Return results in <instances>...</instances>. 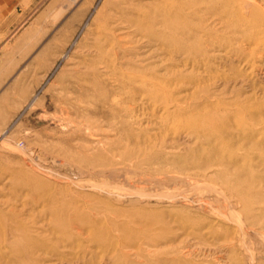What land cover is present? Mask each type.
<instances>
[{
  "label": "rangeland",
  "instance_id": "obj_1",
  "mask_svg": "<svg viewBox=\"0 0 264 264\" xmlns=\"http://www.w3.org/2000/svg\"><path fill=\"white\" fill-rule=\"evenodd\" d=\"M36 1L4 49L28 91L12 93L21 102L0 133V264H264V188L243 202L226 178L179 162L200 146L194 118L217 103L264 108V0H234L229 14L246 17L234 28L217 3L153 0L181 17L148 38L123 28L128 0ZM101 44L115 46L116 74ZM182 46L204 62L184 65ZM175 77L167 117L141 79ZM228 126L215 134L232 137ZM75 214L92 235L53 230ZM31 245L39 258L22 260L16 249Z\"/></svg>",
  "mask_w": 264,
  "mask_h": 264
},
{
  "label": "bare ground",
  "instance_id": "obj_2",
  "mask_svg": "<svg viewBox=\"0 0 264 264\" xmlns=\"http://www.w3.org/2000/svg\"><path fill=\"white\" fill-rule=\"evenodd\" d=\"M128 1L131 2V5L129 6V8L125 7L124 8L125 10H123V13L125 15L124 19L126 21L123 28L128 29L129 33L133 31L136 34L141 35V37L148 38L151 36V34H153V32L154 34L162 33L161 31H157L156 29H154L153 26L158 23H161V21L162 23L163 22L166 23L169 18L172 19V21H174L175 23L181 17L180 11H178L177 9L173 10V8L170 10L164 9L162 5L158 4L157 1H153V0H128ZM162 1L164 0H161V2ZM202 1L207 4L217 3L221 5V9H219L218 13L217 12L216 13L220 15V19L221 18L225 19V21L228 23V27L230 28L232 27L234 28L235 25L239 23V21L245 22L246 20V17L242 16L241 13H237L238 16L236 18L233 14H229L230 11L236 9V7L237 9L240 8V6L235 5L234 0H202ZM180 4H184V3H180ZM186 32H188L187 29H185L184 33ZM113 40H115V38ZM114 50H115L114 45L112 47H108L101 44L97 46L96 51H98L99 57H101L100 62L103 63L104 67L106 68V71H111L112 73L116 74L117 72L116 58L113 60L111 56L113 55V53L116 52V51L113 52ZM125 51L126 49L124 48V52ZM177 52H182L184 54L183 56L184 65L191 63L192 66H196V64L204 62L203 59L206 57L200 54L197 55V52H194L190 49H185L183 46L178 48ZM124 55H126V53H124ZM141 80L142 82L148 85L149 90H151L152 92L156 91L157 93H159L162 102L161 107L163 113L166 114L167 117L168 115H177V113L174 112V109H170V106L173 105L172 107L179 109L180 104L178 102V98L174 97L172 93H169L167 88L170 85H175V83L178 81L177 77H175L174 79L144 78ZM236 104L240 105L238 106L237 109H230L229 105H225L224 107H222L220 106V104L217 103L215 105L218 106L217 109H212L209 112L200 115V117H198L197 119L194 118L195 120H197L194 123L196 124V128L194 130V132L196 133L195 138L197 142H200V146L198 150L194 151V154H192L191 157L187 159L179 160V162H183L186 165H193L197 167L196 170L192 172V174H194L195 177L209 176L213 174V175H220L226 178L227 181L229 182L231 190L234 193H236V195L240 198L241 201L247 202V201H251L254 198V196L259 195L257 192H253L252 189L254 187H259V189L264 188V116H263L264 112H262L263 110H261L264 108L261 107V105H263L262 103L247 105V104H242L241 102H237ZM244 106L248 108H246L245 110V108H243ZM227 124H229V126H231V129L233 130L232 137H228L222 134L221 135L215 134L216 129L220 127L223 128L227 126ZM175 126H176L175 124L171 126L172 127L171 130L174 132H176L175 130H177ZM220 190L218 192L219 194H222L220 193ZM218 192L215 193L217 194ZM234 206H232L233 207L232 211L233 214L236 215V213L238 212L234 213L235 212L234 208L236 207ZM248 210L250 213H254V208H249ZM113 211L117 212V209H114ZM87 220L88 219L85 218L84 216L75 214V216L68 223H65V221L57 220L56 224H54L55 228L53 230L57 228L69 233L86 232L88 234L90 232V235H92L93 234L92 232H94L95 228L97 227L94 228L89 226ZM74 228L75 230H72ZM22 234H23L22 238H25L26 241L31 239L30 237H28L27 233L22 232ZM91 238H93V236H90V239ZM66 242L67 243L74 242V237L72 238L70 234L67 235ZM28 247L29 248L26 247L25 249L17 248L16 252L18 254L23 255L21 256L22 260L27 259L28 256L31 258L34 257L35 259H38L40 256V253H38L37 251L39 250L38 248L39 246L33 245L32 247L31 245ZM141 257H143V255ZM38 263L39 262L37 261V264Z\"/></svg>",
  "mask_w": 264,
  "mask_h": 264
},
{
  "label": "crops",
  "instance_id": "obj_3",
  "mask_svg": "<svg viewBox=\"0 0 264 264\" xmlns=\"http://www.w3.org/2000/svg\"><path fill=\"white\" fill-rule=\"evenodd\" d=\"M36 0H0V38L7 35V37L2 38L0 41V133L6 131L7 124L11 121L14 113L11 111L10 107L16 103H20L21 96L13 97V92L22 93L25 91L27 93L28 87H22L21 84H14L13 81V70L11 67H7L5 47L13 38L14 34L17 32L18 24L16 23L20 19L19 15L22 11H25L28 5H31ZM37 2V1H36ZM13 31L8 32L10 29ZM27 97V94H26Z\"/></svg>",
  "mask_w": 264,
  "mask_h": 264
}]
</instances>
